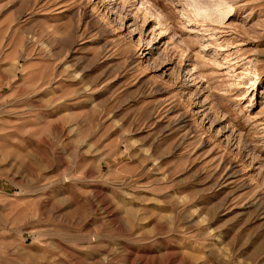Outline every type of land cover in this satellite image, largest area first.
Returning a JSON list of instances; mask_svg holds the SVG:
<instances>
[{
    "label": "rangeland",
    "instance_id": "obj_1",
    "mask_svg": "<svg viewBox=\"0 0 264 264\" xmlns=\"http://www.w3.org/2000/svg\"><path fill=\"white\" fill-rule=\"evenodd\" d=\"M0 264H264V0H0Z\"/></svg>",
    "mask_w": 264,
    "mask_h": 264
},
{
    "label": "bare ground",
    "instance_id": "obj_2",
    "mask_svg": "<svg viewBox=\"0 0 264 264\" xmlns=\"http://www.w3.org/2000/svg\"><path fill=\"white\" fill-rule=\"evenodd\" d=\"M150 52H151V50H150V51H148V53H147V54H150Z\"/></svg>",
    "mask_w": 264,
    "mask_h": 264
}]
</instances>
